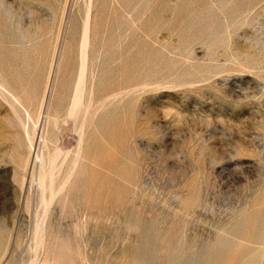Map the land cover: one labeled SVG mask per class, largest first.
I'll use <instances>...</instances> for the list:
<instances>
[{"label": "rangeland", "instance_id": "1", "mask_svg": "<svg viewBox=\"0 0 264 264\" xmlns=\"http://www.w3.org/2000/svg\"><path fill=\"white\" fill-rule=\"evenodd\" d=\"M85 24L91 46L73 118ZM0 82L24 106L0 87L3 244L13 237L3 264H28L39 213L50 253L71 249L78 260L80 250L90 264H133L151 226L171 251L209 241L212 254L220 237L236 233L244 250L264 229V0H0ZM24 124L40 149L39 134L59 136L57 185L73 171L47 211L28 199Z\"/></svg>", "mask_w": 264, "mask_h": 264}, {"label": "bare ground", "instance_id": "2", "mask_svg": "<svg viewBox=\"0 0 264 264\" xmlns=\"http://www.w3.org/2000/svg\"><path fill=\"white\" fill-rule=\"evenodd\" d=\"M91 2V1H90ZM88 12V11H87ZM90 13V12H89ZM90 15V14H89ZM90 17V16H89ZM90 21V20H89ZM87 23V22H85ZM90 23V22H89ZM86 25V24H85ZM90 25V24H89ZM89 25L87 24L83 31V35H82V42H81V56H80V70H79V74H78V80H76V85L75 86V91H74V99H73V102L71 104L69 108V114L73 116V118H76L78 116V113H79V109L81 108L80 105H82V86H83V83H84V79H85V72H86V69H87V62H88V49L90 48L91 44L89 45V38L91 37L90 36V30L89 29ZM54 62H55V59H54ZM52 62V63H54ZM57 64V61L55 62ZM55 65V64H54ZM59 66V65H58ZM53 68V66H51ZM55 67V66H54ZM57 67V66H56ZM55 69V68H54ZM54 72V70L52 69L50 72ZM56 72V71H55ZM58 72V71H57ZM59 73V72H58ZM78 73V71H77ZM53 75V74H52ZM52 75H51V79H52ZM50 76V75H49ZM55 76V74H54ZM57 77V75H56ZM49 78V77H48ZM49 80V79H48ZM55 83V82H54ZM75 83V81H74ZM73 83V84H74ZM7 84V83H6ZM47 84L49 85V82H47ZM48 85L46 87H48ZM51 86V85H50ZM85 86V84H84ZM0 87L5 90L9 96L11 97L10 99L13 98V100L17 103L21 102L19 96H17V94L11 90L10 88H8L5 84H3V82H0ZM85 88V87H84ZM84 91V95H85V90ZM4 92V91H2ZM49 91L47 89H45V92H44V98L42 97L43 101H41V106H40V111L43 109H47V97H48V93ZM1 93V91H0ZM93 93V92H91ZM2 94V93H1ZM5 94V93H4ZM2 94V96L4 95ZM6 95V94H5ZM4 95V96H5ZM83 95V96H84ZM3 96V97H4ZM7 96H5L6 98ZM41 99V100H42ZM49 99V98H48ZM46 101V102H45ZM72 101V100H71ZM13 103V102H12ZM14 104V103H13ZM12 104V105H13ZM22 106H23V103L21 102ZM25 105V104H24ZM49 106V104H48ZM24 107V106H23ZM22 107V108H23ZM79 108V109H78ZM25 110V113L28 114V116H30V113L28 111V108L25 107L24 108ZM49 109V108H48ZM15 111L18 112L17 108H15ZM39 111V112H40ZM43 111V110H42ZM41 111V112H42ZM47 111V110H46ZM45 111V113H46ZM43 113V112H42ZM48 113H49V110H48ZM46 114L48 115V118H49V115L50 114ZM41 115V114H40ZM68 115V114H67ZM71 116V117H72ZM41 117V116H40ZM56 117V116H55ZM53 116V120H55V118ZM42 118V117H41ZM40 118V119H41ZM43 118H46V116H44ZM46 118V121L50 119ZM59 118H61L59 116ZM58 118V120H59ZM39 119V117H38ZM39 119V120H40ZM37 120V119H36ZM57 120V118H56ZM55 120V121H56ZM57 120V121H58ZM42 121V120H41ZM56 121V122H57ZM56 122H54L53 124H55ZM37 123V122H36ZM37 124H39V122ZM43 123V121H42ZM50 125L48 122H44V124L47 126V124ZM34 124V123H33ZM44 124H43V127H44ZM52 124V125H53ZM58 123H56L57 125ZM42 125V124H41ZM55 125V126H56ZM59 125V124H58ZM39 126V125H38ZM37 126V127H38ZM54 126V125H53ZM35 127V126H34ZM33 128V127H32ZM31 128V129H32ZM36 128V127H35ZM55 128H58L57 126ZM42 129V128H41ZM44 129V128H43ZM46 129V128H45ZM34 130V129H33ZM59 130V129H58ZM24 131H25V134L27 137V146L29 147V150H30V153L29 155L27 156L28 158L24 161L25 165H30V174H29V177L27 178L25 176V179L24 180H29L30 181V185H32L31 187H36V192L35 194H29V197L28 199L30 200H33L34 201H38V204H40V206L44 207L42 210L43 211H47L48 207L50 208V204L53 202L54 199H56L57 197H59V194L62 192L63 189L66 188V185L68 184V177L70 176V174L73 172V171H69L68 172V175L67 177H65L64 181L62 184H59L57 185V179H56V176H55V171H56V168H57V162H58V159L60 157V155L62 154V151H63V147L60 148L61 146L58 145V142H55V140L57 141V138L59 136L56 137L55 139V130L54 128L52 129V133L50 135H48L47 133L50 131H48L46 133L45 132H42L41 134H39L38 136V139L40 142H42L43 146L47 148V150L45 149H40L38 147H36L35 145V142H34V136L32 134H35V133H32L29 128V125H26L24 124ZM35 131V130H34ZM41 132V130H40ZM36 135V134H35ZM58 135V134H57ZM37 138V136H36ZM26 140V139H25ZM59 141V140H58ZM82 138L79 139V150H81L82 148ZM38 143V142H37ZM57 143V144H55ZM51 144H55V146H50ZM41 146V144L39 145ZM60 146V147H59ZM28 152V151H27ZM31 156H32V160H31ZM78 161V156L76 159H74V162L75 164L77 163ZM24 167V165H23ZM28 167V166H27ZM26 167V168H27ZM22 168V167H20ZM24 168V169H26ZM27 170V169H26ZM25 172V170H24ZM28 173V172H27ZM22 175H25L24 173ZM28 175V174H27ZM24 177V176H23ZM22 179V180H23ZM23 180V181H24ZM25 182H23L24 184ZM25 185V184H24ZM55 201V200H54ZM37 204V206H38ZM53 204V203H52ZM129 204V203H128ZM50 205V206H49ZM135 206V204H133ZM128 207V205H127ZM129 208V207H128ZM131 208V207H130ZM40 209V208H39ZM37 209V210H39ZM45 209V210H44ZM134 209V208H133ZM36 210V211H37ZM123 210V209H122ZM135 210V209H134ZM133 210V212H134ZM138 210V208H137ZM35 211V212H36ZM126 211V213L128 212L129 216L131 214V212L127 211V210H124ZM132 211V210H131ZM136 211V210H135ZM140 212V210H138ZM41 212V211H39ZM37 211V213H39ZM123 212V211H122ZM132 212V213H133ZM135 213H138V212H134ZM36 214V213H35ZM40 214V213H39ZM39 214H36L37 216L35 217V220H34V223H33V226H32V244H30L29 247H31V253H30V258L28 259V264H79L80 261H83V263H89V258L87 255H83L81 253L80 250H78L76 252V254H78V257L79 259L77 260L76 259V255L73 253V251L70 249L69 252H68V256H66L65 258L62 259V257L58 254H54L52 255L50 253V248H46L45 245L47 244V225H46V218L47 217H42L43 214L41 213L40 215H42L40 217ZM143 214V213H142ZM141 214V215H142ZM45 215V214H44ZM132 215V214H131ZM46 216V215H45ZM126 216V215H125ZM134 216V215H133ZM135 217H136V214H135ZM154 217V216H152ZM134 218V217H133ZM146 218V217H145ZM143 216L142 217H137L135 220L137 222V227L140 226V230H141V233H143V229H144V223H142L143 219H145ZM158 218V217H157ZM126 219V218H125ZM149 219V218H148ZM133 220V219H132ZM134 220V221H135ZM147 220V219H146ZM149 221V220H148ZM147 221V222H148ZM161 221V220H160ZM262 221V220H261ZM264 221V219H263ZM136 222H133L136 223ZM144 222V221H143ZM151 222V219L150 221ZM154 222V221H153ZM152 223V222H151ZM262 223L264 224V222H261V224H259L257 227L259 228L260 225H262ZM146 224V223H145ZM155 224V223H153ZM159 226V225H158ZM157 227V225H156ZM256 227V228H257ZM261 227V226H260ZM264 227V226H263ZM153 232L151 234V239L150 240H147L146 241H143L142 244H139L138 247L135 249L136 251L132 252L134 255H135V259L133 260V264H200L201 261L205 260L207 257H213V259H215V261H219L222 263L221 264H225L224 261H231V260H237L238 257H241V259H245L244 257L246 258H249V259H253V258H257L259 257L257 260H261L262 257H264V229L263 228H260V229H256L257 231L253 232V235L252 237H248L250 238V242L252 244H250L249 246H245L243 247L244 250H240V245L238 243H236V240H232V239H236L235 235L236 233H234V237H224V238H219L220 241H218L217 243V248L218 250H216L215 248V252H213V254L210 252V244H209V241L205 242V244H203V249L199 250L198 251V248L196 249L197 251H184V250H180V251H171L170 247H169V241L168 240H165L166 238H162L160 235L161 232H159V236L155 233V229H154V226H151ZM163 228V227H162ZM149 229V228H148ZM160 230V229H158ZM168 230V229H167ZM166 230V232H167ZM177 230V229H176ZM176 230H175V233H176ZM180 230V229H179ZM219 230V229H218ZM149 231V230H148ZM146 230V233L148 232ZM173 231V230H172ZM220 231V230H219ZM223 233H225L223 231V229L221 230ZM234 231V230H233ZM254 231V230H253ZM163 232V230H162ZM169 232V230H168ZM235 232V231H234ZM140 233V234H141ZM150 233V232H149ZM215 233V232H214ZM220 233V232H219ZM139 234V233H138ZM156 234V236H155ZM164 234V233H163ZM228 234V233H227ZM230 234V235H231ZM250 234V233H249ZM142 235V234H141ZM165 235V234H164ZM169 235V234H168ZM167 235V236H168ZM211 235V234H210ZM213 235V234H212ZM216 235V234H214ZM219 235V234H217ZM221 235V234H220ZM137 236V235H136ZM148 236V235H147ZM166 236V237H167ZM172 236H176L174 235V232H173V235ZM251 236V234H250ZM149 237V238H150ZM198 237V236H197ZM196 237V238H197ZM214 237V236H213ZM217 238L219 236H216ZM174 238V237H172ZM209 238V237H208ZM207 238V239H208ZM232 238V239H230ZM12 239L13 237H9V239L7 240V242L5 244H3V230H2V227H0V249H1V256H0V264H3L4 262H7L9 256H10V251H11V242H12ZM137 239V238H136ZM140 239H143L142 236ZM206 239V240H207ZM211 239V237H210ZM240 239V238H239ZM157 240H159V246H158V242ZM171 240V238H170ZM173 240V239H172ZM176 240V238H175ZM181 240V239H180ZM179 240V241H180ZM185 240V239H184ZM191 240V239H190ZM203 240V239H202ZM205 240V239H204ZM214 240V239H213ZM216 240V239H215ZM238 240V239H237ZM241 240V239H240ZM239 240V241H240ZM248 240V241H249ZM187 241V240H186ZM173 242V241H172ZM171 242V243H172ZM190 241H188L187 243H189ZM195 242V241H194ZM198 242H201L198 240ZM243 242V241H241ZM249 242V243H250ZM141 243V242H140ZM175 243V242H174ZM180 243V242H179ZM184 243V242H183ZM183 243L181 244L183 246ZM186 243V242H185ZM202 243V242H201ZM245 242L241 243L244 244ZM195 244V243H193ZM200 245V244H199ZM202 245V244H201ZM248 245V244H247ZM196 246V245H195ZM202 247V246H201ZM241 247V249H242ZM44 248V250H43ZM181 248V247H180ZM182 249H185L184 247ZM33 250V251H32ZM40 250L42 251L43 250V255L42 257L39 256L40 255ZM134 250V249H133ZM132 250V251H133ZM179 250V248L177 249ZM187 250V248H186ZM195 250V249H194ZM84 257H82V255ZM82 257V258H81ZM177 259H179V261H177ZM181 259V260H180ZM196 259V261H195ZM239 259V258H238ZM242 259V261H244ZM80 260V261H79ZM132 260V259H131ZM130 260V261H131ZM235 260V261H236ZM248 259H246V262H247ZM235 261H234V264H235ZM242 261L240 264H242ZM253 261H256V259H254ZM205 262V261H204ZM203 262V263H204ZM211 262V261H210ZM218 262V263H219ZM226 262V263H227ZM232 262V261H231ZM240 262V261H239ZM244 262V263H246ZM252 262V261H251ZM250 262V263H251ZM264 263V261H262ZM82 263V262H81ZM91 263V262H90ZM89 263V264H90ZM243 263V264H244ZM255 263H261V262H255ZM210 264V263H209ZM212 264V263H211ZM230 264V263H228ZM236 264H237V261H236ZM247 264V263H246ZM252 264H254L252 262ZM262 264V263H261Z\"/></svg>", "mask_w": 264, "mask_h": 264}]
</instances>
